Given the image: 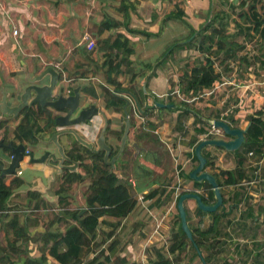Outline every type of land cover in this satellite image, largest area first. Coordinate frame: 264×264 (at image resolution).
<instances>
[{"label": "crops", "instance_id": "1", "mask_svg": "<svg viewBox=\"0 0 264 264\" xmlns=\"http://www.w3.org/2000/svg\"><path fill=\"white\" fill-rule=\"evenodd\" d=\"M205 1L0 0V99L3 93H6L8 103L11 105L17 104L20 93H22L24 86L27 85L26 79L29 76L37 75L47 66H54L60 70V82L66 84L69 92L78 87L83 105L95 104L105 114V116L99 114L93 117L90 125L88 123L76 125L77 131L87 140L94 142V140H97L106 117L110 123V129L118 132L120 131L124 115H121V113L112 108H105V96L101 86H107L113 95L115 91L120 92L121 90H128L133 93L130 89L133 86L138 92V101L143 106L151 107L156 97L158 98L157 101L162 103H170L169 97L175 99L172 96L176 92L175 79H167L163 70H160V67H163V64L168 62V58H165L166 55L171 59V55L165 52L171 44L181 41L177 39L179 35L186 37L191 30L198 29L199 27L202 28L206 17L209 19L213 10L210 9L208 11L209 5L207 8L203 7ZM213 1L212 4H214ZM221 9L226 10L227 7ZM178 10H183L184 12L182 16L185 21L184 23H179L178 20L180 21V19L172 16L176 15ZM208 12L209 14L207 15ZM104 20H110L109 24L112 21H119L121 24L118 27L100 30L99 25ZM14 28L18 30L17 35H13ZM130 30H136L137 32H130ZM118 32L123 33L129 39L133 50L128 58L131 62L130 67L134 71H138V74L132 83L131 73L129 74L126 70L124 74L117 77L123 88L114 89V86L106 82L105 79L107 49L101 48V46L104 40L112 39ZM163 32L166 34L165 41L172 39L171 42L166 43L163 40H159ZM89 41L94 43L92 49L86 45ZM161 47H166V49L162 50L159 57L155 58V60H150L148 57ZM187 50H190V52L196 51L194 47L180 49V51L185 52ZM175 55L176 50L172 57ZM148 64L149 66H147ZM154 71L155 75L148 78L151 72ZM62 75L66 79H70V81L65 82ZM260 75H264V71ZM48 78V75L45 76V82L48 81ZM262 78L264 82V76ZM171 81L174 83L172 88L170 87ZM227 83L232 85L233 88L240 87L232 79H229ZM91 86L97 93L96 97L85 90L88 87L91 88ZM55 91L54 89L53 92L55 93ZM209 93L210 91H205L204 89L198 96L203 94L208 95ZM238 96H241L240 93H238ZM195 98L197 96L189 97L187 102H191ZM219 103L220 101L217 102L216 107ZM34 106L37 107L39 105L35 104ZM170 108L172 107L155 106L149 110L151 116H146L137 111L135 102L131 98V103L127 106V110L132 118L133 127L130 130V143H128V146L138 140V144H136L139 147V153H134L131 156L123 152L114 167V171L119 179L131 182L132 185H137L135 190L143 195L150 188L168 185L166 186L165 194L170 193V198L169 202L166 201L168 202L166 205V202H163L164 195L159 196L158 194L153 198L147 199H144L142 195L140 196L141 201H138L136 206L137 209H134L137 212L143 207L146 212L145 222L148 219L152 222L150 235L146 238L148 243H150L151 238L157 240L158 236H161L163 229L166 230L165 221L168 219V216H173L174 214L171 208L174 204L176 205L175 198L179 192L186 189H189L187 191H199L204 185L189 178V173L197 165V161L194 160V147L191 145V139L197 137L198 141H200L206 138V134L196 133L195 127L199 124L195 125V114L192 110H189V113L185 114L182 108ZM245 111H248V109L242 107H239V110L236 109L238 114L235 113V115L239 121L237 122V127H240L241 123L238 116ZM20 113L16 116H6L0 111V121H3L0 125V141L3 143H19L13 140V133L15 126L21 118ZM200 118L206 122L204 127L208 129L207 126L209 124L207 121L202 117ZM211 120L214 119L212 118ZM37 123L39 127L44 128L47 120L40 118ZM56 129L51 128L41 132L40 140L35 144L27 142L24 144L35 156L41 155L46 149L56 150L53 144L44 143L50 137V133ZM137 129L142 132V136L139 139L136 138L138 137ZM208 132L210 133L211 130L208 129ZM107 138L113 147L116 146L117 138L114 135ZM59 141L66 152L72 148L74 142L73 138L69 135L60 136ZM144 143H148L149 146H145ZM158 148L164 150V155L158 151ZM212 148L218 149L220 147L214 145L205 147V152L209 154L215 167H217L220 164L215 161V155L218 154ZM224 151L226 150L224 149ZM233 153L237 155L236 167L245 170L248 177L241 179L233 185H229L235 187L231 202L232 206H238L239 212H241L242 207L245 209V211H242L243 213H239V215L242 214L240 216L242 220L239 221L240 226L234 234L240 235L242 238L250 236L255 241L261 240L264 237H261L263 233L258 227L263 228L264 224V204L259 203V200L261 202L264 200V150L261 154H255L254 152L249 155L244 152L246 156L250 158L254 157L253 160L249 158V164L245 163L241 153ZM10 156V151L0 146V159L8 163ZM27 158L28 156H24V160L21 161L19 168L21 170L19 177L23 180V184L19 189L23 190H28L31 186L35 187V185L46 184L47 177L53 171V168L46 165V163H32ZM220 159L221 157H219ZM89 162V160H86V163ZM205 170L210 171L208 167ZM145 171L151 177H154L155 180H151L149 176L146 182L150 186L139 187L140 190H138L137 187L140 184L139 180L141 178L140 174L142 172V174H145ZM60 175L56 174L50 185H59L61 182ZM5 177V181L8 182L12 176L6 175ZM76 183L79 184L80 182H75L74 184ZM57 188L58 186L55 188L54 193ZM13 197L10 200V204L22 201L19 199L14 200ZM27 201L25 198L23 204L26 205ZM164 205L168 211H162L161 208ZM17 210L22 211V209ZM38 210L44 211L47 208H40ZM156 211L160 212V216H158ZM190 211L194 212V209L191 208ZM129 216L131 214L126 219ZM205 216L210 218V215ZM205 216L202 217L204 221ZM105 219L110 221L112 218L105 217ZM247 222H249L251 228L247 225ZM154 223L155 227H157L155 231L153 229ZM246 228L249 232H245ZM145 253L147 254L145 249H141L138 253H135L132 248H129L127 251L124 250L121 256H126L130 262L138 263L141 262L138 260L139 256L146 255ZM94 254L95 252H91L87 258L93 257ZM51 261L54 264L56 263L52 258Z\"/></svg>", "mask_w": 264, "mask_h": 264}, {"label": "trees", "instance_id": "2", "mask_svg": "<svg viewBox=\"0 0 264 264\" xmlns=\"http://www.w3.org/2000/svg\"><path fill=\"white\" fill-rule=\"evenodd\" d=\"M122 1L125 2V0ZM220 2L221 4L218 9H212L214 6L212 0H210L208 11L210 9L213 11L209 19L206 17L205 24L203 23L204 26L191 30L183 40L176 42V44H171L165 52L173 56L175 50L194 47L199 54L198 58L193 62L190 64L186 63L185 68L178 74V82L176 84L179 85L178 90L182 92L183 96L178 100L171 97L169 99L172 108H182L185 114H188L189 110H192L195 114L194 123L195 125L199 124L195 127V131L198 134H206V138H212L213 136L204 127L206 122L201 120L200 117L206 121L212 118L222 119L235 127L238 126L237 122H239L235 114L224 116H221L219 112L213 116L211 113L206 114V111L214 108L217 99L214 98L213 93L207 99L198 96L204 89H212L221 79L222 73L216 70L215 65L217 58H220L219 62L224 65L226 71H230L229 60L239 58L240 61L248 62L246 54L239 55V51L244 48V45L238 44L235 41L236 36L246 30L244 34L247 37H251L249 33L251 31L253 34H258L264 40V7L263 5L261 6V11L257 8L259 0H241L238 2L243 11L237 15L241 16L247 25L241 26L240 24H235V33H231L228 26L230 22H236L234 14L236 13L235 9L238 4L233 3L232 0H220ZM225 6L227 7L226 10L221 9ZM183 15V10H178L176 15L172 16L183 20ZM109 21H102L99 25L100 30L118 27L121 24L119 21H112L109 24ZM130 32L137 31L130 30ZM195 33L196 35H194ZM102 43L101 48L107 49V62H105L106 82L111 83L114 89L123 88L117 77L124 74L127 70L129 74L131 73V82L133 83L138 71H134L130 67L131 62L128 58L133 50L128 37L118 32L112 39L104 40ZM178 45L179 47L175 49V46ZM165 58H168L167 55ZM261 64L264 66L262 60ZM125 67L126 69H124ZM153 75H155V71L151 72L148 78ZM170 85L172 88L174 83L171 81ZM101 89L104 91L105 108H112L117 112L123 111L122 106L124 105V101L115 97L107 86H101ZM130 89L139 100L137 90L133 86ZM85 90L96 97L97 93L92 86ZM194 96H197V98L191 102H187L189 97ZM156 100H158L157 97ZM139 103L144 111V115L151 116L149 110L154 106H143L140 101ZM20 114L21 118L15 126L13 133V140L19 143L27 142L35 144L41 137V132L54 126V114L49 108H41L34 105L27 106L21 110ZM40 118L47 120L44 128L38 126L37 121ZM1 123L3 121H0V125ZM248 123L249 127L244 134V142L242 143L247 146L245 153L255 152V154H261L264 150V106L248 116L246 125ZM107 130L108 133L114 134L118 139L121 137V131H112L109 127ZM198 142L197 137L191 139L193 147ZM13 144L17 143L13 142ZM26 149L29 150L27 146ZM5 150L8 149L6 148ZM115 151L113 150L112 155ZM67 154L72 159L80 161L79 169L72 172L64 171L60 175L61 182L55 192V194H58L60 210L53 213V216L47 223H41L37 211L40 208L46 209L50 205V202L41 197L39 192L28 191L26 193V197L28 198L26 205L19 203L10 204L8 200L12 193L22 186L23 180L13 174L11 175V179L6 182V177L0 176V230L7 236H11V239L0 247V264H50L52 262L50 258L54 259L57 264H139L130 262L126 256L119 254L124 249H117L119 245L118 239L115 238L107 246L104 245L108 238L114 237L120 219L127 218L135 209L138 199L132 194L125 180L119 179L115 171L111 170L110 166L103 161L102 151L93 153L74 140L72 148ZM202 154L207 159L205 168L210 167L214 169L209 172L214 175L220 188L233 185L243 178H248L245 170L240 167H236L235 169H217L209 154L205 152V148L202 149ZM193 155L194 160L197 161L195 154ZM86 160H90V163H86ZM86 175L89 176V181L87 183L84 206L75 209L67 207V196L69 195L68 190L70 185L75 182H82ZM200 183L204 184V191H206L201 194L202 201L205 204L215 202L210 184L206 181ZM166 186L168 185L150 188L143 195V198H153L159 194V196L164 195L163 202L168 201L170 193L165 194ZM185 192L188 191L182 190L179 192L175 198L176 203L179 196ZM221 193L223 202L214 212L202 211L196 206V201L193 198H187L184 201V206L187 222L192 232V241L188 239L182 230L180 218L177 214L176 217L179 225L176 229L172 230L168 246L166 249L153 246L150 250L151 259L147 264H179L186 257L188 261L199 258L201 262L203 260L206 264H215V261H213L216 253L213 252L215 251L214 248L220 246V251L226 250V243L222 241V229L224 225L231 222L230 219L227 221H224V219L231 214L230 210L232 207H229V201L233 196H229L222 191ZM194 206L196 207L194 208ZM191 208H194V214L199 217L194 226H191L189 223V209ZM17 209H22V211L19 212ZM205 215H210L211 217L208 226L205 225L202 218ZM105 217H113L119 220L111 223ZM61 224H64L65 227L61 228ZM101 225H108L111 229L104 231L101 229ZM31 243L36 245L35 249L38 250L39 255L35 256L34 250L32 253L29 246ZM91 252H95V254L91 258H87ZM246 253L249 255L251 252L249 250ZM223 264L230 263L224 261Z\"/></svg>", "mask_w": 264, "mask_h": 264}, {"label": "rangeland", "instance_id": "3", "mask_svg": "<svg viewBox=\"0 0 264 264\" xmlns=\"http://www.w3.org/2000/svg\"><path fill=\"white\" fill-rule=\"evenodd\" d=\"M241 0H238L235 4H238ZM213 8L218 9L220 7V0H214L213 1ZM209 5V0H206L203 3V7L207 8ZM264 7V0H259L257 3V8L261 11L262 6ZM226 7V6H225ZM236 13L234 14V18L236 19V22H230L228 29L230 32L236 31L235 24H240L241 26H246L245 20L237 15L238 13L243 11V8L241 7L240 4L237 5L235 9ZM177 18V17H176ZM178 20L179 23H184V20L181 18ZM243 31V33L239 34L236 36L235 41L238 44L244 45V48L239 51V55H247V60L248 62L245 61H240L239 58L231 59L229 60V69L230 71H226L225 67L223 64L219 62L220 58H217L216 60V70L218 72L222 73L221 79L215 84V86L210 89L205 91H210L208 95L203 94L199 95V97H203L207 99L210 97V95L213 93L214 98L217 99V102L220 101L219 105L216 107L217 102L215 103L214 108L211 110L206 111V114H210L213 116L216 113H220V115H233V114H238V112L235 111V109L239 110V107L248 109V111H245L242 113L239 117V120L241 121L240 127L239 128H245L246 122L248 119V116L253 114L255 111L261 109L264 106V82H263V76L260 75L262 71H264V66L261 64V60L264 62V40L258 35V34H253V32H249L251 37H247ZM188 33V32H187ZM165 32H163L162 36L159 38V40H163L166 43H169L172 41V39L169 41H165L166 36ZM188 35V34H187ZM186 35V36H187ZM184 35H179L177 38L178 40H182L185 38ZM173 43V42H172ZM163 45V43H161ZM179 47L175 46V49ZM166 47L160 48L158 50H155L154 53L150 57H148L150 60H155V58L159 57V54L162 50H165ZM154 50V49H153ZM199 54L196 51L190 52V50L185 51H180L176 50V55L174 57L171 56V59L168 57V62L163 64V67H160V70H163L164 74L166 75L165 77L167 79H175V82H177V77L178 74L185 68V64H190L193 62L196 58H198ZM239 57V56H238ZM229 79L234 80V82L239 85L240 87H235L233 88L232 85H229L227 81ZM179 86L176 84V92L172 95L176 100L181 99L183 96L182 92L178 90ZM239 89H241L239 91ZM238 93H240L241 96H238ZM241 99V100H240ZM183 118V117H182ZM210 121H207L209 124ZM208 129L211 130L210 133H212L213 137H219V138H230L231 136H227L226 134L223 133L221 129L220 131H215L210 125L207 126ZM233 127V126H232ZM149 135V134H148ZM212 137V138H213ZM117 143V142H116ZM145 146H149L148 143H144ZM117 146V145H116ZM247 146L245 144H242L237 150L235 151H224V149L220 148H212L215 153L218 155H215V161L218 162L220 165H218V168H227V169H233L236 167V161H237V155L233 152L241 153V156L244 157L245 163L249 164L250 159H254L252 156L251 158L246 156L244 153L246 150ZM129 149L124 153L129 154ZM158 151L164 155V150L159 149ZM248 155V154H247ZM219 157L221 159L219 160ZM131 158V157H130ZM250 158V159H249ZM215 165V164H214ZM211 170H214L210 167H208ZM217 168V169H218ZM222 168V169H223ZM216 169V168H215ZM131 172V170H129ZM143 173V172H142ZM140 174V184L138 185L137 189L139 187H149L150 185H147L148 183L146 182L149 179V176L151 180H155L154 177H151V175L145 171V174ZM152 173V172H151ZM58 181V180H56ZM89 181V176L86 175L84 177V180L80 182L79 184H72L69 187L68 190V196H67V201H68V206L71 209H75L77 207H82L85 204V193H86V188H87V183ZM126 184L128 185L130 191L132 194L138 199L140 202V196L143 194L138 193L136 189L137 185H132L131 182L125 181ZM51 187L47 190L49 195H55L54 190L58 185H50ZM247 186V185H246ZM221 191L225 194H228L229 196H233V192L235 191L234 186H224L223 188H220ZM189 189H186V191ZM200 192L205 193L204 188L199 190ZM14 200L19 199L22 200L19 202V204L24 205V199L28 198L26 197V191L23 189H17L16 193L14 195ZM58 198H56L57 200ZM145 199V198H144ZM233 199V198H232ZM232 199L229 201V207H232L230 212L231 214L226 216V219L224 221H227L228 219L231 220L230 223L227 225L223 226V233H222V241L226 243V250L220 251V246H217L214 248L216 252L214 255L213 261H215V264H223L224 261H228L230 264H264V238L263 239H258L257 241L252 240L253 238L249 237H240L237 234H234L236 230L239 228V221L242 220L239 215L242 211H245V209L242 207L241 212L238 210V206H232ZM264 199V197H263ZM169 202V201H168ZM166 202L165 205L168 203ZM259 203L264 204V200L261 202L259 200ZM163 206L161 209L162 211H168L166 206ZM176 205L174 204L171 208V211H173V216H168V219L165 221L166 224V230L163 229V232H161V236H158L157 240H153V238L150 239V243L147 242V236H149V232L151 231L152 228V222L149 221V219L145 222V215L146 212L144 208H140L137 212L136 210L132 211L128 219H120L119 226L116 229L115 235L112 238H108L106 243L104 244L107 246L113 239H118L119 240V245L117 246V249H124L127 251V249L132 248V250L135 253H138L141 249H145V252H147L146 255H140L138 260L141 262H138L139 264L141 263H148V261L151 259L150 256V250L153 246L157 247H163L166 249V247L169 244L170 240V234L173 229H176L179 225L178 220H177V208L175 207ZM137 209V207H135ZM194 209V208H192ZM59 204L55 203V201L50 202V205L47 207V210L44 211H37L38 216L41 220V223H47V221L53 216V213L59 212ZM18 211V210H17ZM155 211V210H154ZM21 212V211H19ZM13 213V212H10ZM158 216H160V212H157ZM243 213V212H242ZM264 213V212H263ZM109 221L111 223H115L119 219L113 218ZM211 218V217H210ZM208 216H205V225L208 226L210 224V219ZM199 220V217L194 214L193 211H190L189 209V223L191 226H194L196 222ZM157 223V222H156ZM242 223V222H241ZM159 225V224H158ZM247 225L250 227L249 222H247ZM107 226V227H105ZM65 225L61 224V228H64ZM108 225H101V229L104 231H109L111 227ZM157 227H155L154 223V231ZM248 228V227H247ZM245 229V232H249L248 229ZM251 228V227H250ZM263 235L261 237H264V224L263 228L258 227ZM107 229V230H106ZM152 229V230H153ZM32 231V230H31ZM251 232V231H250ZM252 233V232H251ZM249 234V233H248ZM105 236V235H103ZM156 236V235H154ZM101 237V236H100ZM239 237V238H238ZM11 239V236H7L3 231L0 230V247L5 245L7 241ZM222 245V244H221ZM30 250H34V255L37 256L39 255V252L37 249H35L36 245L35 244H30ZM123 250V251H124ZM250 250V254L247 255L246 251ZM119 252L121 253L123 252ZM243 251V253H241ZM51 259V258H50ZM50 264H54L53 262H50ZM56 264V263H55ZM113 264V263H109ZM179 264H203L199 258L194 259L193 261H188L187 257L183 260V262Z\"/></svg>", "mask_w": 264, "mask_h": 264}, {"label": "water", "instance_id": "4", "mask_svg": "<svg viewBox=\"0 0 264 264\" xmlns=\"http://www.w3.org/2000/svg\"><path fill=\"white\" fill-rule=\"evenodd\" d=\"M238 0H232L236 3ZM49 76L48 81L45 82V76ZM61 73L54 66H47L40 71L37 75L29 76L27 78V85L24 86L22 93L19 95V102L11 105L7 101L6 93H3L0 99V111L6 116H16L20 111L27 106L39 105L41 108H49L54 112L53 128H57L54 132L50 133V137L44 141L45 144H53L56 150L46 149L41 155L35 156L33 152L25 154L26 145L24 143H18L13 145L12 142L7 144L0 141L2 148H7L10 151L11 158L8 163H5L0 159V176L13 175L16 169L20 168L21 161L24 160V156H28L27 160L32 163H46V165L53 168L49 177L46 179V184L35 187H30L27 191H37L41 197H44L47 201L58 204V194L49 195L48 189L50 183L54 180L56 174H62L64 171H77L80 161L72 159L68 156L63 145L59 141V137L62 135H69L73 140L77 141L80 145L87 149L93 148V143L87 140L76 129V125L80 123L91 124V119L99 114L105 116L104 112L99 110L95 104H89L84 106L82 103V97L78 87H75L67 91L66 84L60 82ZM56 90L55 93L53 92ZM145 90V88L143 87ZM120 93V94H119ZM114 95L124 101L122 106L124 114V129L120 137V144L117 152L111 155L112 147L106 142V129L108 127V120L105 117L104 125L100 130L97 137V147L93 148L94 152L104 151L103 161L110 166L113 170L116 161L120 158L126 143L130 140L129 132L132 127L130 116L127 110V106L131 103V98L135 102L136 109L143 113L141 105L134 94L128 90L115 91ZM155 106L169 108L172 106L170 103H162L159 101L154 102ZM209 125L213 129H221L224 134L231 136L232 139H224L219 137L204 138L201 139L194 147V154L197 158V165L190 171L189 178L194 181L202 182L206 181L210 184L215 202L211 204H205L202 201L201 194L198 191H188L182 193L176 203V208L180 218V225L189 240L192 241V232L187 222L186 209L184 201L187 198H193L196 201L197 206L202 211L214 212L222 204L223 198L220 187L212 173L205 170V164L207 159L202 154V149L208 145H214L217 147H223L227 151L237 150L244 142V134L249 127V123L245 128L232 127L229 123L222 119H214L209 122ZM40 140V139H38ZM132 146L139 152L138 145L134 142ZM16 191L12 193L10 199L15 195ZM200 254V251L198 250ZM203 264H206L203 262Z\"/></svg>", "mask_w": 264, "mask_h": 264}, {"label": "flooded vegetation", "instance_id": "5", "mask_svg": "<svg viewBox=\"0 0 264 264\" xmlns=\"http://www.w3.org/2000/svg\"><path fill=\"white\" fill-rule=\"evenodd\" d=\"M155 101H157V100H154L153 102H152V106H154L155 107V105H154V102ZM143 110V109H142ZM138 111V110H137ZM139 112V111H138ZM119 113H121V115H124L123 113H122V111L121 112H119ZM140 113V112H139ZM140 114H144V111H143V113H140ZM130 116V115H129ZM130 120H131V123H132V118H131V116H130ZM145 120V119H144ZM109 122H108V127H109ZM107 127V128H108ZM132 127H133V124H132ZM132 127H131V129H132ZM110 128V127H109ZM123 129H124V116H123V122L121 123V128H120V131L123 133ZM130 129V130H131ZM112 130V129H111ZM108 130L106 129V142L112 147V152H113V150H116L115 151V153L117 152V150H118V148H119V144H120V138L118 139L114 134H111V133H108L107 132ZM112 131H114V130H112ZM100 133V132H99ZM137 133H138V137H136V138H139L140 136H142V132L141 131H139V129H137ZM115 136L116 138H117V146H114L113 147V145H112V143L109 141V139L107 138V137H109V136ZM122 135V134H121ZM129 135H130V132H129ZM227 139H232V138H227ZM92 143H93V148H96L97 147V144H96V141L94 140V142L93 141H91ZM128 143H130V140L126 143V145H125V147H124V149H123V152H124V150L125 149H128V148H130L129 149V151H130V153H131V156L132 155H134V153H136V154H138L139 152H136V149L132 146V143L130 144V146H128L129 144ZM135 143H137L138 144V140H136L135 141ZM93 148L92 149H88V150H90L91 152H93V153H99V152H94L93 151ZM126 151V150H125ZM101 152V151H100ZM103 152V155H104V151H102ZM112 152H111V155H110V157L112 156ZM122 152V153H123ZM114 153V154H115ZM113 154V155H114ZM122 155V154H121ZM121 157V156H120ZM90 161V160H89ZM90 163V162H89ZM80 165V164H79ZM79 167V166H78ZM114 170V169H113ZM200 194H202L203 192H200V191H198ZM196 206H197V204H196Z\"/></svg>", "mask_w": 264, "mask_h": 264}, {"label": "built area", "instance_id": "6", "mask_svg": "<svg viewBox=\"0 0 264 264\" xmlns=\"http://www.w3.org/2000/svg\"><path fill=\"white\" fill-rule=\"evenodd\" d=\"M17 34H18V30H17L16 28H14V29H13V35H17ZM86 45H87L90 49H92V48L94 47V43H93L92 41H89L88 44H86ZM62 78H63V80H64L65 82H67V81L69 82V81H70V79H66L64 75H62ZM67 91L69 92V90H67ZM215 131H220V130H219V129H215ZM28 152H29V150L26 149L25 154L27 155ZM248 154L251 155L252 152H249ZM11 157H12V156H10V158H11ZM20 173H21V170H19V168L16 169L15 175H16V176H19Z\"/></svg>", "mask_w": 264, "mask_h": 264}, {"label": "clouds", "instance_id": "7", "mask_svg": "<svg viewBox=\"0 0 264 264\" xmlns=\"http://www.w3.org/2000/svg\"><path fill=\"white\" fill-rule=\"evenodd\" d=\"M15 174V173H14Z\"/></svg>", "mask_w": 264, "mask_h": 264}]
</instances>
